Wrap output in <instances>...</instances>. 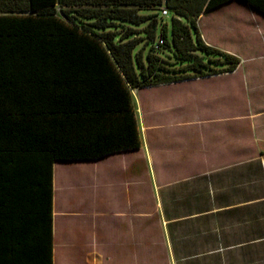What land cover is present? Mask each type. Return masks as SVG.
Instances as JSON below:
<instances>
[{
  "label": "crops",
  "instance_id": "0c3cea01",
  "mask_svg": "<svg viewBox=\"0 0 264 264\" xmlns=\"http://www.w3.org/2000/svg\"><path fill=\"white\" fill-rule=\"evenodd\" d=\"M197 28L236 68L131 89L139 148L53 162L52 264H264V13Z\"/></svg>",
  "mask_w": 264,
  "mask_h": 264
},
{
  "label": "trees",
  "instance_id": "16d2710c",
  "mask_svg": "<svg viewBox=\"0 0 264 264\" xmlns=\"http://www.w3.org/2000/svg\"><path fill=\"white\" fill-rule=\"evenodd\" d=\"M229 1L0 0V264H52L54 161L140 147L131 89L236 68L197 28Z\"/></svg>",
  "mask_w": 264,
  "mask_h": 264
},
{
  "label": "rangeland",
  "instance_id": "374dc122",
  "mask_svg": "<svg viewBox=\"0 0 264 264\" xmlns=\"http://www.w3.org/2000/svg\"><path fill=\"white\" fill-rule=\"evenodd\" d=\"M235 10V9H234ZM237 12H236V15H232V17L233 18H235V19H232V22H236L237 20H239L240 18H241V16H239L238 15V13H239V11L238 10H236ZM141 13L142 14H147V15H154V17L156 18V20H157V22L159 21V22H165V23H167L168 24V28L170 27V17H171V14H169L168 15V17H166V18H164L163 20H161L160 21V18L158 17V14L155 12V11H141ZM238 17H239V19H238ZM146 25V23H143V24H141V25H139V26H136L134 29V31H136L137 32V34H134L135 35V37H138L139 35H141L140 34V31H142L143 30V27ZM234 26V25H233ZM119 30H120V33H122V31H123V28H119ZM191 30H192V28H191ZM233 32L234 31H236L235 30V28H233V29H231ZM236 33V32H235ZM234 33V34H235ZM233 34V35H234ZM228 36H230L229 34H227L226 35V33H223V39L221 38V41L223 42V44H227L229 41V39L230 38H227ZM232 38H234V39H236V36L234 37V36H232L231 37V40H232ZM230 44V43H229ZM142 46V44H140L138 47H137V49H140V47ZM146 49V48H145ZM144 52H146V50L144 51ZM169 63H172V62H169ZM180 66V64H177V66L176 67H179ZM148 96V95H147ZM142 174H143V172H142ZM148 174V183H150V173L148 172L147 173ZM198 191V190H197ZM200 191V193L201 194H203L202 192H203V190L202 189H200L199 190ZM198 191V192H199Z\"/></svg>",
  "mask_w": 264,
  "mask_h": 264
},
{
  "label": "built area",
  "instance_id": "2783aa9c",
  "mask_svg": "<svg viewBox=\"0 0 264 264\" xmlns=\"http://www.w3.org/2000/svg\"><path fill=\"white\" fill-rule=\"evenodd\" d=\"M161 16H167V11L166 9L162 8L161 9ZM161 43V42H160Z\"/></svg>",
  "mask_w": 264,
  "mask_h": 264
}]
</instances>
